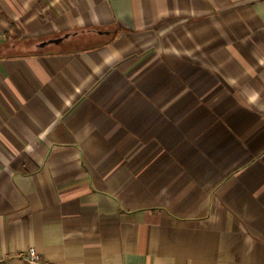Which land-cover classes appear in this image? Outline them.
<instances>
[{
	"label": "crops",
	"instance_id": "1",
	"mask_svg": "<svg viewBox=\"0 0 264 264\" xmlns=\"http://www.w3.org/2000/svg\"><path fill=\"white\" fill-rule=\"evenodd\" d=\"M264 264V0H0V264Z\"/></svg>",
	"mask_w": 264,
	"mask_h": 264
},
{
	"label": "built area",
	"instance_id": "2",
	"mask_svg": "<svg viewBox=\"0 0 264 264\" xmlns=\"http://www.w3.org/2000/svg\"><path fill=\"white\" fill-rule=\"evenodd\" d=\"M22 259L29 264H51L41 261V257L35 248L31 247L28 251L21 255Z\"/></svg>",
	"mask_w": 264,
	"mask_h": 264
}]
</instances>
